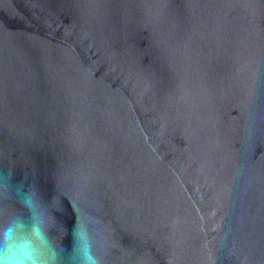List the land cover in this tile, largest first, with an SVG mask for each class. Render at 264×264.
Listing matches in <instances>:
<instances>
[{"label":"water","instance_id":"water-1","mask_svg":"<svg viewBox=\"0 0 264 264\" xmlns=\"http://www.w3.org/2000/svg\"><path fill=\"white\" fill-rule=\"evenodd\" d=\"M41 264H264V0H0V248Z\"/></svg>","mask_w":264,"mask_h":264},{"label":"clouds","instance_id":"clouds-1","mask_svg":"<svg viewBox=\"0 0 264 264\" xmlns=\"http://www.w3.org/2000/svg\"><path fill=\"white\" fill-rule=\"evenodd\" d=\"M4 239L5 244L0 248V264H41L40 256L32 241L18 236L13 228L6 230Z\"/></svg>","mask_w":264,"mask_h":264}]
</instances>
